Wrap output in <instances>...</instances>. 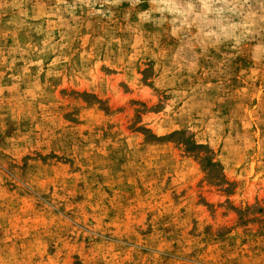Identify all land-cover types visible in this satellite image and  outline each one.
<instances>
[{"label": "rangeland", "instance_id": "rangeland-1", "mask_svg": "<svg viewBox=\"0 0 264 264\" xmlns=\"http://www.w3.org/2000/svg\"><path fill=\"white\" fill-rule=\"evenodd\" d=\"M0 264H264V0H0Z\"/></svg>", "mask_w": 264, "mask_h": 264}]
</instances>
